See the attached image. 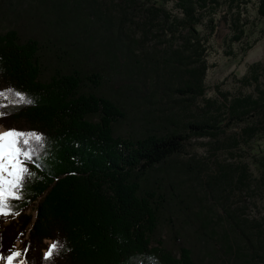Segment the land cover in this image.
Returning <instances> with one entry per match:
<instances>
[{"label":"trees","instance_id":"trees-1","mask_svg":"<svg viewBox=\"0 0 264 264\" xmlns=\"http://www.w3.org/2000/svg\"><path fill=\"white\" fill-rule=\"evenodd\" d=\"M36 1L50 5L47 37L57 40L63 31L73 38L64 56L70 58L72 46L71 52H86L91 45L119 76L104 92L100 73L75 63L53 66L45 77L39 34L22 38L15 27L0 32V92L6 93L0 96V124L45 138L26 163L33 177L12 201L19 214L0 215V252L28 248L25 258L32 264H210L215 257L208 245L215 241L222 264H264V217L248 214L253 197L264 194V147L253 146L264 134V67L251 64L234 94L210 96L204 83L209 36L226 23L230 41L242 42L245 54L253 25L248 4H255L264 23V0ZM133 9L141 23L128 20ZM179 36L182 43L173 48ZM151 38L156 42L149 47ZM147 93L170 102L156 112L143 101L135 106ZM125 123L131 129H120ZM239 124L221 143L246 145V162L208 163V156L195 154L177 159L189 139L216 141ZM187 193L185 225L205 250L165 241L158 230L170 196ZM230 195L241 205L226 204ZM223 222L240 245L216 230ZM54 240L65 248L44 261Z\"/></svg>","mask_w":264,"mask_h":264},{"label":"rangeland","instance_id":"rangeland-1","mask_svg":"<svg viewBox=\"0 0 264 264\" xmlns=\"http://www.w3.org/2000/svg\"><path fill=\"white\" fill-rule=\"evenodd\" d=\"M171 4L172 3L169 1L166 5L170 7ZM247 8L246 14L250 21L252 20L253 25L251 30L252 32L246 36V41L247 43H251V47L245 52V54H242L240 49L242 42L230 41L229 28L226 26V23H221L217 28V34L213 37L210 35L208 38L209 41H207L206 52L204 54L205 64L207 65L204 83L210 92V96L218 98L222 97V94H234V92L237 91V79L248 74V67L251 64L259 63L264 67V23L257 19L255 11L256 7L254 3L248 4ZM49 10L50 5H44L36 0H0V32H3L11 27H15L20 32L22 38L36 36L39 34L41 37L40 40L44 45L41 49L40 57L42 58L44 65L43 73L45 77L53 66L64 67L75 63L77 67L83 70L98 71L100 73L99 80L101 82L100 90L102 92L108 91L111 85H115L118 80L117 78L119 75L117 74V70L108 68L109 63L104 61L98 52H94L91 45L86 47V52H71V48H73L72 46L69 49L70 58L64 56L63 52H68V48L70 47L68 44L71 45V40L73 38H70V36L65 34L63 31H57L58 35L55 34L56 37H59L57 40L53 35L47 37L46 22H48L51 16ZM246 14L242 13V15L245 16ZM128 18V20L139 23L142 21L140 14L137 13V10L135 9L130 11ZM156 25L157 23H155L153 27ZM199 29L201 31H206V28L202 24L199 26ZM136 34V36H139L141 34V30L136 28ZM181 35L185 36L186 30H183ZM182 39V36L175 38L173 40L172 47H179V44L182 43ZM155 42L156 41L151 38L148 46L151 47ZM242 45H244V43ZM262 79L264 80L263 77ZM169 92L175 95V93L171 90ZM147 95L148 99L145 100L143 96H141V98L138 97V102L136 101L134 103L135 106H142L143 101V103L149 106L152 110L151 112H156V109H161L164 105H166V102H170V100H165L166 102L160 101L159 103L154 94L151 95L147 93ZM133 106L134 105L131 107ZM142 120L147 121L146 118H143ZM0 127L6 130L2 124H0ZM120 129L129 130L131 127L129 124L125 123ZM239 130L240 124L232 125L231 127L226 128V133L217 138L216 141L209 140V138L204 137L192 138L191 140L189 139V141L184 144L182 152L178 154L177 159H186L187 157H191V155L195 154V157L203 155L208 156V163L213 159L223 158L228 159V162L232 163V165L244 160L246 162V145H242L241 143L239 147H236L232 139H228L230 145L222 144L227 143L225 139L230 137L232 133L238 132ZM253 146L257 149L259 147H264V134L260 136L259 140L253 142ZM262 155H264V149ZM213 166L214 164H210V167ZM202 178L206 177L203 176ZM185 197L182 196L178 198V196H170L168 203H166L164 213L161 216V223L158 230L165 241L170 239L176 244L177 242L184 244L190 243L196 248H202L205 250L204 247L207 245L205 243L202 244L195 241L192 236V231L189 230V228H186L185 222L189 221L186 214L191 211L190 207H187L185 201L189 198V193H187ZM243 197H245L244 199L246 200V194ZM235 199L236 196L230 195L226 204L232 207H238L241 205V202H236ZM205 202L209 203L212 201L206 200ZM213 204L217 206V203ZM249 206L252 207L248 213L249 215L254 216L256 220L260 217H264V194L263 196L258 194L255 198L253 197V201L249 204ZM217 208L219 214L224 216L223 210H221L219 206H217ZM182 211H185L184 217L182 215ZM10 220V218L6 220L5 224ZM260 221H263V218L260 219ZM225 223L227 224V222ZM225 223L223 222V224L217 225L216 230H218L219 233H222L223 231L226 235H228L231 242L240 245L235 233ZM250 234L251 233H248V235ZM250 236L253 237L252 234ZM45 242L48 243L49 240ZM212 245L213 247L210 245H208V247H210L215 258H212L213 262L210 264H222V262L225 261V257L218 248L217 242H212ZM41 251L44 252V249H41ZM0 264H6V262L0 260ZM227 264L245 263L243 261L240 262V260L235 263L231 260L230 262H227Z\"/></svg>","mask_w":264,"mask_h":264},{"label":"snow or ice","instance_id":"snow-or-ice-1","mask_svg":"<svg viewBox=\"0 0 264 264\" xmlns=\"http://www.w3.org/2000/svg\"><path fill=\"white\" fill-rule=\"evenodd\" d=\"M11 92V89H9ZM6 93L0 92V96ZM25 104L33 103L32 99L24 96L20 92H15ZM3 107V106H0ZM3 115V113H0ZM45 138L35 132H23L17 129H0V215H18L16 205L12 202L20 198V190L26 186V180L33 177L26 166L27 161L31 160L41 147ZM65 248L62 241H52L47 251L43 254L44 261H51ZM28 248L7 252H0V260L6 264H32L27 260ZM130 264H135L130 261Z\"/></svg>","mask_w":264,"mask_h":264},{"label":"bare ground","instance_id":"bare-ground-1","mask_svg":"<svg viewBox=\"0 0 264 264\" xmlns=\"http://www.w3.org/2000/svg\"><path fill=\"white\" fill-rule=\"evenodd\" d=\"M0 129H3V128L0 127Z\"/></svg>","mask_w":264,"mask_h":264}]
</instances>
